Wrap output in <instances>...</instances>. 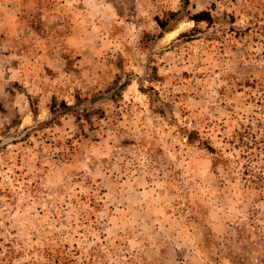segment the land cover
<instances>
[{
	"label": "rangeland",
	"instance_id": "374dc122",
	"mask_svg": "<svg viewBox=\"0 0 264 264\" xmlns=\"http://www.w3.org/2000/svg\"><path fill=\"white\" fill-rule=\"evenodd\" d=\"M244 126L264 0H0V264H264Z\"/></svg>",
	"mask_w": 264,
	"mask_h": 264
},
{
	"label": "trees",
	"instance_id": "16d2710c",
	"mask_svg": "<svg viewBox=\"0 0 264 264\" xmlns=\"http://www.w3.org/2000/svg\"><path fill=\"white\" fill-rule=\"evenodd\" d=\"M186 2L187 0H183L184 4H186ZM165 15V23H167L170 19H174L175 21H177L179 18V11H167L165 12ZM189 20H192L193 22H209L211 20V17L207 11L201 10L191 14ZM234 137L235 145L240 147L239 150L241 151L242 155H258L260 150L264 153V143H260L259 140H257L250 131H247L246 126H244L241 131H237Z\"/></svg>",
	"mask_w": 264,
	"mask_h": 264
},
{
	"label": "water",
	"instance_id": "95a60500",
	"mask_svg": "<svg viewBox=\"0 0 264 264\" xmlns=\"http://www.w3.org/2000/svg\"><path fill=\"white\" fill-rule=\"evenodd\" d=\"M13 140V138H11V139H7V140H5L4 142H7V141H12Z\"/></svg>",
	"mask_w": 264,
	"mask_h": 264
}]
</instances>
